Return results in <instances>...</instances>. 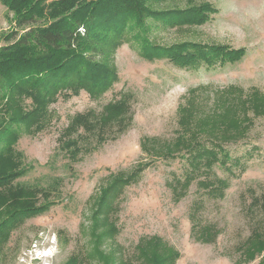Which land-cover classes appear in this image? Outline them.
Wrapping results in <instances>:
<instances>
[{
    "label": "rangeland",
    "instance_id": "obj_1",
    "mask_svg": "<svg viewBox=\"0 0 264 264\" xmlns=\"http://www.w3.org/2000/svg\"><path fill=\"white\" fill-rule=\"evenodd\" d=\"M201 3L210 6L203 23L152 27L147 37L161 47L238 51L237 58L185 68L142 58L131 40L113 55L109 90L59 92L38 124L19 132L13 190L45 208L0 235V264H102L96 248L112 257L108 264H149L141 248L156 249L164 264H264V254L247 253L250 240H264V0L192 2ZM190 4L166 0L154 9ZM12 31L20 30L0 3V47ZM7 119L0 101V122ZM183 135L222 141L231 169L213 163L187 190L174 187L188 168L173 146ZM217 179L225 180L222 195L212 196ZM117 181L127 184L101 206Z\"/></svg>",
    "mask_w": 264,
    "mask_h": 264
},
{
    "label": "trees",
    "instance_id": "obj_2",
    "mask_svg": "<svg viewBox=\"0 0 264 264\" xmlns=\"http://www.w3.org/2000/svg\"><path fill=\"white\" fill-rule=\"evenodd\" d=\"M163 1L166 0H0L13 13L20 30L12 31L10 43L0 47V101L6 103L8 114V119L0 122V235L4 238L18 219L45 208L32 206V199L20 197L21 190H13L11 181L20 175L14 172L17 162L13 146L21 130L28 132L38 124L56 94L83 90L92 97L101 96L117 81L115 51L131 40L142 58H164L185 68L217 62L223 65L240 55L238 51L214 46L183 43L161 47L152 43L147 37L152 27L203 23L210 12L208 4L193 5L194 0H186L191 4L185 8L155 10L154 5ZM146 21L151 23L148 27ZM26 99L31 101L29 109L23 105ZM114 106L121 107L122 101ZM205 124L195 129L196 134L205 132ZM229 124L231 128L239 125L236 120ZM221 142L200 141L186 135L179 138L173 146L182 147L180 157L188 168L183 179H174V187L180 185L187 190L195 178L193 174L206 173L213 163L230 170L232 164H226L231 159ZM217 181L221 187L210 188L212 196L222 195L225 180ZM123 184L127 183L117 181L107 187L101 206H109ZM93 237L97 242L96 233ZM140 251L149 264L167 261L154 248ZM94 252L102 264L113 261L98 248ZM247 253L250 260L263 255L264 240H250Z\"/></svg>",
    "mask_w": 264,
    "mask_h": 264
}]
</instances>
